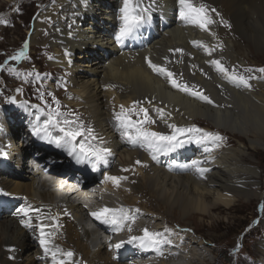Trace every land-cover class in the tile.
<instances>
[{
	"label": "bare ground",
	"instance_id": "obj_1",
	"mask_svg": "<svg viewBox=\"0 0 264 264\" xmlns=\"http://www.w3.org/2000/svg\"><path fill=\"white\" fill-rule=\"evenodd\" d=\"M3 1L8 3L6 7L14 4L13 0H0V6ZM24 1L20 0V3ZM39 1L42 7L26 31L27 42L29 46L40 45V53L52 62L49 64L51 67L43 70H51L46 76L54 81V91L48 90L46 85L39 87L49 98L55 97L61 112L79 116L85 128L94 129L97 136L94 143L111 150L108 163L98 166L96 171L87 164H79V167L87 168L86 184L99 178L115 194L111 199L104 200L102 207L87 208L81 202L74 203L80 198L76 191L58 195L56 191L48 189L51 183L39 184L36 176L22 171L19 156L27 159L29 155L19 144V130L26 131L23 136L25 142L32 141L33 149L39 148L36 152L49 157L52 164L61 163L67 169L69 161L59 155L57 148L48 147L47 143L31 134V123L37 114L32 105L38 104L46 112L47 106L55 108L56 104L48 105L45 100L42 103L35 94L29 93L30 86L16 96L18 104L27 103L26 108L7 103L10 88L27 77V73L19 68L17 75L5 74L0 80V149L6 153L0 156V264H41L36 256L44 261L43 264H52L50 257H44L39 245L38 228L34 230L33 226L34 223H41L36 218L41 214L56 217L55 221L47 218L42 221L50 226L45 231L52 232L54 225L52 244L72 251L73 264H129L123 261L126 254H134L135 263L142 256L154 257L153 264H175L172 261L181 260L189 264H207V253L220 256L223 252L220 243L201 236L197 238L191 227V231L186 228L179 231L171 225L160 226L162 223L157 221H164L163 210L166 212L164 216L177 211L180 218L185 219L210 215L218 206L226 210L236 201L261 196L260 191L251 190L250 184H255L252 181L258 178V173L249 166L250 162H244V157L248 156L246 151L264 147V73L259 75L244 70L262 68L253 66L246 55L250 46L260 54L264 52V0H193L197 6L203 3L209 9L216 10L210 12L215 23L208 26L214 35L195 26H185L179 19L178 0H156L151 24L136 31L123 44L115 40L119 31L122 0ZM143 3L147 5L149 0H143ZM223 22H227V26ZM234 36L244 39L245 45L238 43ZM193 42L215 46V50L209 56L204 48ZM176 49L182 51L177 52ZM10 56H13L10 52L4 53L0 62ZM147 60L166 68L174 74L178 83L194 87L213 103L208 104L173 88L166 76L158 75L149 68ZM212 60H220L230 71L235 69L238 74L256 79L249 80L250 88L237 87L223 78L211 65ZM241 62L245 64L241 65ZM134 103L146 108L155 121L146 125L151 131L168 135L172 132L168 125L174 124L178 128L195 126L213 132L200 122L206 120L218 129L237 134L248 145L243 140L233 150L220 151L230 146L229 141L226 143L223 139L219 147L209 144L211 150L205 152L203 146L187 144L168 155L158 154L157 159L153 160L146 146H133L121 136L123 129L115 120L114 113L120 111V105L130 108ZM157 110L163 111V117ZM44 119L46 117L41 116V120ZM24 123H27V128H22ZM219 135L224 138L222 134ZM82 139L78 138V142ZM191 154V162L200 160L203 167L210 169L205 178L199 176L191 163H169L170 157L180 161ZM137 161L140 163L137 164ZM36 162L41 163L43 159L38 158ZM40 167L44 172L58 168L57 165L49 167L47 164H40ZM69 170L78 172L76 166ZM105 175L125 176L127 179L115 187L111 181L104 180ZM240 176L245 178L238 180ZM82 188H86L85 185ZM142 195L156 201V205L158 203V209H154L156 205L151 209L156 213L143 205L140 208L138 202L144 198ZM118 197H122L123 203L119 202ZM26 205L42 210L41 213H30L33 230L21 224V219L26 217L7 212L11 206L20 208ZM103 207L142 210L135 213L137 219L129 225L131 232L128 231L129 226H125L123 231L117 233L90 215ZM144 219L150 221L151 225L142 223ZM260 223L262 230L254 229V232L258 230L257 239L259 235L264 239V204ZM87 224L91 228H87ZM144 229L160 232L168 241L160 252L142 249L138 243H125L119 251L110 247L132 236H142ZM191 235L197 238L196 241L193 242ZM225 241L221 240L223 246L232 245L228 251L231 255L236 249L243 248L250 254V261L254 262L259 254L257 249L251 250L254 254L247 251L243 238L236 237L229 245ZM18 259L22 261L18 262ZM260 261L264 264V254L260 255Z\"/></svg>",
	"mask_w": 264,
	"mask_h": 264
},
{
	"label": "snow or ice",
	"instance_id": "obj_2",
	"mask_svg": "<svg viewBox=\"0 0 264 264\" xmlns=\"http://www.w3.org/2000/svg\"><path fill=\"white\" fill-rule=\"evenodd\" d=\"M156 0H149V3L145 5L143 0H122V6L119 8V31L115 36V40L118 44L131 37L136 31L143 28L146 25L151 24L153 19V8ZM180 5L179 19L184 22L185 26L191 25L198 27L201 31H209L210 35H214L209 30V25L215 23L211 18L210 12L216 10L209 9L207 5L200 4L197 6L193 3V0H178ZM217 15H219L217 13ZM7 22L0 19V24H6ZM227 26V22H223ZM194 44L204 48L205 52L210 56L215 50L214 47H208L203 42H193ZM27 42L24 44V50L16 53L11 59L19 61L25 57V50L27 49ZM222 49V46H220ZM175 51H182L176 49ZM68 53H66L67 55ZM51 59V57H50ZM147 59V58H146ZM149 68L158 75L166 76L173 88L178 89L181 92H185L201 101L208 104H212L213 101L209 97L203 95L194 87L190 88L187 84H180L174 79V74L168 71L166 68L153 64L151 60H147ZM211 65H214L216 70L225 78L228 82L234 83L237 87L243 86L250 88V79H256L254 76H244L238 74L235 69L231 71L225 67L220 60L210 61ZM247 73H251L253 69L247 68L244 70ZM255 71L264 73V68L255 69ZM29 75H32L29 73ZM37 77L39 74H36ZM17 93H21L22 89H17ZM51 95V94H49ZM40 100L44 103V94H40ZM7 103L16 105L21 108H26L27 103L18 104L15 96L8 97ZM53 103L56 104L55 108L48 107V111H44L38 105H32L37 110L35 121L31 123V134L39 140L54 146L57 149L66 151L68 156L77 164H87L93 171H96L98 166L108 163V157L111 156V150L108 148L100 147L94 141L97 140V136L92 127L83 125L79 116L73 113H63L60 111L59 102L53 96ZM160 116L163 117L162 110H157ZM142 114V116H141ZM41 116H45L46 119L41 120ZM136 116V119L132 117ZM71 117V118H70ZM115 120L118 121L119 127L123 129L121 136L133 146L140 145L141 147H147L150 151L153 160H156L158 154L168 155L171 152L176 151L179 148H183L187 144H195L203 146L205 152H209L211 149L208 147L212 144L219 147V142L224 138L218 133L206 131L202 128L195 126L188 128H178L174 124H169L168 127L172 129L171 134L165 135L160 132L151 131L146 125L153 124L155 121L148 115V110L144 107H138L134 103L130 108H125L124 105H120V111L114 113ZM83 139L78 142V138ZM6 153L0 149V156H5ZM137 164L140 161L136 162ZM203 162L200 160H193L191 163L192 168L199 174L201 178H205V174L210 171L209 168L203 167ZM122 171H129V169H122ZM125 176H109L105 175V181H111L113 186L119 187L122 180H126ZM17 212L26 217L27 219H21V224L29 229L33 230L31 222V212L41 213L40 208H33L31 205H26L17 209ZM139 209H128L124 207L109 208L103 207L97 211H93L90 215L94 220L100 224L110 227L114 232H121L125 226L135 223ZM38 221H41L37 225L39 230V245L43 249L44 257H50L52 264H73L74 253L72 251H65L52 244L54 237L55 227L52 232H46L45 229L50 227L45 225L42 221L44 219L56 220V217H45L43 214L38 215ZM131 227H128V231L131 232ZM138 243L142 249H152L160 252L161 247L168 243L163 238V234L160 232H150L148 229L143 230L142 236H132L127 241H120L114 247L117 251L124 247V244ZM10 251H14L10 249Z\"/></svg>",
	"mask_w": 264,
	"mask_h": 264
},
{
	"label": "rangeland",
	"instance_id": "obj_3",
	"mask_svg": "<svg viewBox=\"0 0 264 264\" xmlns=\"http://www.w3.org/2000/svg\"><path fill=\"white\" fill-rule=\"evenodd\" d=\"M13 1L14 4L11 6L6 7L5 5H7L8 3L4 1L3 3H1L0 6V17H2V19L7 22L6 24H0L1 25L0 33L1 35L3 34L2 36L0 35V43H1L0 58H2V55L7 52H10L11 55L14 56L16 55V53L20 52L21 50H24V44L27 42V38H28L27 37L28 34L26 33V31L27 29L30 28L33 19L37 15L38 9L42 7L40 6L42 3L39 0H25L23 4L20 3V0H13ZM2 29H4L3 32H1ZM234 38L238 40V43H240L241 45L243 46L245 45L246 42L244 39H240L238 36H234ZM40 47H41L40 45L29 46L28 44V47L25 50V57H26L25 59L21 58L19 61H15L12 60L11 59L12 56H10V57H6L7 59L4 58L0 62V80L4 77L5 74L17 75V73L20 72L18 70L19 68L25 70L27 73V77L23 78L22 81H17L16 84H14L12 88H10L7 98L12 96L15 97L18 96L20 94V93L18 94L16 91L18 88L24 90L26 86H30L31 90L29 91V93L35 94L39 99H40V94L43 93L44 100L46 101V103L48 105H51L53 103V98L52 97L49 98L48 94L39 87L46 85L48 90L54 91V81L49 80L46 76L47 75L46 73L51 70L44 72V70L51 67L49 66V64L52 62L47 61L44 55L40 53ZM246 59L251 64H253V66L259 65L262 68H264V52L260 54L256 52L254 49H252V46L248 48V54L246 55ZM244 64L245 63L241 62V65ZM6 66L7 69L3 70V68ZM255 69L256 68H253L252 72L260 75V72L255 71ZM29 73H31L32 75H29ZM36 74H39L38 77ZM200 122H202V124L205 127L209 128L214 133L222 134L224 136L226 143L227 140L229 141L230 146L224 147L223 149H220V151L233 150V148L240 145L239 144L240 141L244 140V139L241 140L237 134H231L222 128H220L221 130L216 128L212 123L206 120ZM24 127L26 128L25 124H23L22 128ZM24 132L26 131H22V130L18 131L19 140L22 138ZM243 143H245V145H248L246 140H244ZM246 152H247L246 155L248 156L244 157V162L247 161L250 162L251 165L249 166H251L258 173V178L252 181L255 184H250L251 190L254 189L258 193L260 191L259 194L261 196H259L258 198H253L252 200L248 199L247 201H243V200L238 202L236 201L233 203V206H231V208L226 210H224V207L222 208L218 206V208L213 209L210 215H197V216L195 215L192 216V218L187 217L185 219H181L177 211H174L171 214L167 213L166 214L167 218H166V216H164V213L166 212H164L163 210L164 221L161 220L157 221V223H162L160 224V226L171 225L174 226V228H176L179 231H183L184 228H186L188 231H191L192 228L196 232L197 238L201 236L205 240H211L214 241L215 243H220L219 247L223 251V252L221 251L222 254L220 252L221 255L217 256L216 254L207 253L205 256L206 258L205 260L207 264H261L260 255L264 254V249L262 247L264 246V243L261 242L262 243L261 245L260 241L264 242V239L261 235H259L260 233H257V235H259L257 239L256 232L258 230L254 232V229H258L261 226L260 219L264 204V147L258 148L257 150H253V151L248 150ZM192 156L193 154H191L188 158L184 160H180L182 162H180L179 160H175L174 157H170L169 163L172 165L189 164L192 163L191 162ZM242 178L245 177L240 176L238 177V180L239 179L241 180ZM254 187H257V189ZM142 196L144 198L138 202L140 208L142 207L141 205H143L149 211H153L154 213H156L155 210L158 209V203L156 205V201L149 200L144 195ZM122 200H123L122 197H120L119 202L123 203ZM155 205L156 208H154ZM140 208H138L139 211L142 210ZM152 208H154L155 210H151ZM17 209L18 208H16L15 206H12L8 209L7 212H9V214L11 213L13 216H17L18 215ZM33 226H34V230H36L37 224L34 223ZM88 227L91 228V226L87 224V228ZM260 229L262 230V227ZM236 237H239V239L243 238L245 240L247 251L257 249L260 255L258 254L257 257L254 258L255 259L254 262L250 261L251 258L248 257V255L250 254L246 253V251H244L243 248L236 249L233 255H231L230 252H228L232 248V245H229V243H232ZM192 238H194L193 242L196 241L197 239L193 236ZM222 239L223 240L226 239L225 243L226 245H229L228 247L223 246V244L221 243ZM36 249L37 247L34 246V250ZM196 250L197 252H199V249ZM250 253L254 254L255 252L251 251ZM129 256H131V258ZM133 256L132 254L131 255L126 254V257L123 259V261L129 264H134L135 262L133 261ZM36 260L38 261V263L41 264L44 263V261L39 259L37 256H36ZM21 261L22 260L18 259V262ZM175 264H189V263L185 260H181V261H176Z\"/></svg>",
	"mask_w": 264,
	"mask_h": 264
}]
</instances>
